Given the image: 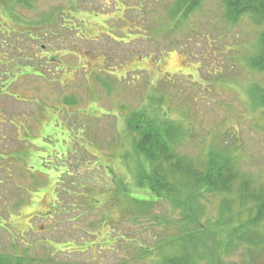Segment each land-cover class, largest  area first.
Returning <instances> with one entry per match:
<instances>
[{"label": "rangeland", "instance_id": "1", "mask_svg": "<svg viewBox=\"0 0 264 264\" xmlns=\"http://www.w3.org/2000/svg\"><path fill=\"white\" fill-rule=\"evenodd\" d=\"M174 1L0 0V256L154 264L143 246L182 213L164 200L146 206L156 198L132 177L137 130L153 120L194 136L182 149L195 161L216 150L264 181V125L248 96L264 87L249 64L261 29L249 17L227 22L219 0L195 23L167 17ZM207 195L200 221L227 235ZM224 262L264 264V248L238 247Z\"/></svg>", "mask_w": 264, "mask_h": 264}, {"label": "trees", "instance_id": "2", "mask_svg": "<svg viewBox=\"0 0 264 264\" xmlns=\"http://www.w3.org/2000/svg\"><path fill=\"white\" fill-rule=\"evenodd\" d=\"M9 1L34 8L41 0ZM205 1L176 0L167 17L181 15V19L189 17L193 21L194 13L204 7ZM219 1L227 22L237 23L249 17L261 29L258 52L249 64L253 71L264 72V0ZM248 96L264 125V87L255 83ZM131 117L129 127L135 130L137 124L134 125L132 120L140 115L136 112ZM137 131L132 159L138 169L132 177L140 188L149 189L147 192H152L156 198L148 201L146 206L164 200L182 213L180 219L164 220V240L154 244L153 248L144 245L143 254L156 256L158 259L154 264H225L224 258L234 254L238 247L264 248V181L257 182L236 162L216 150H210L205 156L202 153L195 161L182 149L188 138L192 141L194 136H188L186 129L174 121L160 123L153 120ZM207 194L219 199L217 211L222 225L230 230L227 235L221 233L220 227H205L200 221L197 208L204 209L201 200H206ZM142 216H145L143 211ZM142 216L134 223L144 219ZM175 228L181 229L174 237L169 231ZM0 264L24 263L0 256Z\"/></svg>", "mask_w": 264, "mask_h": 264}, {"label": "flooded vegetation", "instance_id": "3", "mask_svg": "<svg viewBox=\"0 0 264 264\" xmlns=\"http://www.w3.org/2000/svg\"><path fill=\"white\" fill-rule=\"evenodd\" d=\"M43 49H45V48L43 47Z\"/></svg>", "mask_w": 264, "mask_h": 264}]
</instances>
